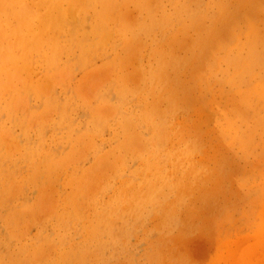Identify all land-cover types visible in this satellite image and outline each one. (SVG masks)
<instances>
[{
	"label": "rangeland",
	"instance_id": "rangeland-1",
	"mask_svg": "<svg viewBox=\"0 0 264 264\" xmlns=\"http://www.w3.org/2000/svg\"><path fill=\"white\" fill-rule=\"evenodd\" d=\"M48 1L0 0V263L264 264V0Z\"/></svg>",
	"mask_w": 264,
	"mask_h": 264
},
{
	"label": "bare ground",
	"instance_id": "bare-ground-1",
	"mask_svg": "<svg viewBox=\"0 0 264 264\" xmlns=\"http://www.w3.org/2000/svg\"><path fill=\"white\" fill-rule=\"evenodd\" d=\"M38 1H39V0H38ZM51 1H54L55 3H58V2H59V0H51ZM70 1H71V0H70ZM93 1L95 2V1H97V0H89L90 4H91V2L93 3ZM100 1H101V0H100ZM114 1H115V0H114ZM47 2L49 3L48 0H47ZM47 2H46V3H47ZM157 2H159V1H157ZM161 2H162V1H161ZM37 3H38V2H37ZM52 3H53V2H51V4H52ZM69 3H70V2H69ZM114 3H115V2H114ZM40 4H41V3H40ZM67 4H68V3H67ZM151 4H153V2H152ZM38 5H39V4H38ZM63 5H64V4H63ZM72 5H73V4H72ZM251 5H252V2H251ZM46 6H47V4H46ZM74 6H75V5H73V6L71 7V10H70V11H69V10L66 11L65 14H66V15H68V14H69V15H73V14H74L73 12H74V9H75ZM105 6H106V5H105ZM114 6H115V5H114ZM138 6H139V5H138ZM47 7H48V6H47ZM47 7H45V9H47ZM50 7H51V6H50ZM50 7H49V8H50ZM57 7H58V5H56L54 8L56 9ZM113 8H114V7H113ZM252 8H253V7H252ZM5 9H6V8H5ZM7 9H9V7H8ZM32 9H33V8H32ZM108 9H110V8L108 7ZM108 9H107L106 11H108ZM246 9H247V8H246ZM41 11H42V10H41ZM47 11H48V9H47ZM38 13H40V12H38ZM45 14H46V13H45ZM103 14H104V13L102 12V15H103ZM158 14H159V13H158ZM1 15H2V14H1ZM15 15H16V14H15ZM225 15H226V14H225ZM225 15L223 14V17H221V19L224 21V23L226 22L227 19H229V20L231 21L232 18H233V20L231 21V23L233 24V23H234L233 21H235V20H234L235 17H234V16L229 17V16H225ZM2 16H3V15H2ZM73 16H74V15H73ZM158 16H159V15H158ZM0 17H1V16H0ZM22 17H23V15H22ZM28 17H30V16H28ZM227 17H229V18H227ZM25 18H26V17H25ZM25 18H24V19H25ZM30 18H31V17H30ZM32 18H33V17H32ZM139 18H140V17H139ZM139 18H137V19H139ZM226 18H227V19H226ZM230 18H231V19H230ZM253 18H254V17H253ZM65 19H66V18H65ZM19 20H20V19H19ZM26 20H27V18H26ZM41 20H42V19H41ZM41 20H40V21H41ZM133 20H134V19H133ZM33 21H34V20H33ZM55 21H56V19L54 20V22H55ZM62 21H63V20H62ZM72 21L75 22V20H72ZM134 21H135V20H134ZM134 21H132V22H134ZM137 21H138V20H137ZM223 21H222L221 23H223ZM24 22H25V21H24ZM29 22H30V19H29L28 22H25V24H26V23H29ZM63 22H65V21H63ZM61 23H62V22H61ZM71 23H72V22H71ZM79 23H80V22H79ZM105 23H106V22H105ZM229 23H230V22H229ZM229 23H228V20H227V24H229ZM0 24H1V23H0ZM19 24H21V23H19ZM22 24H23V23H22ZM25 24H24L23 26H22V25H21V26H22V27H25L26 29H25V28H24V29L27 30V27L25 26ZM95 24H96V23H95ZM30 25H31V23H30ZM30 25H29V26H30ZM63 25H64V24H63ZM68 25H69V24H68ZM82 25H83V24H82ZM221 25H224V24H221ZM229 25H231V24H229ZM27 26H28V25H27ZM29 26H28V27H29ZM58 26H59V25H58ZM62 27H64V26H62ZM74 27H76V25H75ZM101 27H105V31H104V34H105V33H106V28H107V27L104 26V24L101 25V24L98 23L97 25H95L94 30H98V29H99V30L102 31V28H101ZM60 28H61V27L59 26V30H60ZM226 28H227V31H228V29H229L228 26L223 27V29H221V30H222V31H223V30L225 31ZM230 28H231V26H230ZM28 29H29V28H28ZM67 29H68V28H67ZM69 29H70V28H69ZM72 29H73V27H72ZM75 29H76V28H75ZM22 30H23V29H22ZM36 30H37V29H36ZM57 30H58V29H57ZM63 30H64V29H63ZM23 31H24V30H23ZM46 31H47V30H46ZM53 31H54V30H53ZM75 31H76V30H75ZM235 31H236V30H235ZM254 31H255V30H254ZM260 31H261V30H260ZM20 32H22V31L20 30ZM55 32H56V31H55ZM59 32H60V31H59ZM61 32H62V31H61ZM38 33H39V32H38ZM38 33H37V34H38ZM57 33H58V32H57ZM261 33H262V32H261ZM44 34H45V33H44ZM55 34H56V33H55ZM60 34H61V33H60ZM62 34H63V33H62ZM77 34H78V33H77ZM102 34H103V33H102ZM104 34H103V35H104ZM103 35H102V36H103ZM231 35H232V34H231ZM42 36H44V35H42ZM45 36H46V35H45ZM58 36H59V35H58ZM78 36H79V35H78ZM100 36H101V35H100ZM232 36H233V35H232ZM39 37H40V36H39ZM39 37H38V39L40 40L41 38H39ZM48 37H49V36H48ZM76 37H77V36H76ZM76 37H75V38H76ZM227 37H228V36H227ZM229 37H230V35H229ZM45 38H46V37H45ZM73 38H74V37H73ZM78 38H79V37H78ZM84 38H85V37H84ZM99 38H101V37H99ZM46 39H47V38H46ZM46 39L43 40V37H42V41H45ZM108 39H109V38H108ZM47 40H48V39H47ZM73 40H74V39H73ZM75 40H76V39H75ZM75 40H74V41H75ZM23 41H24V39L22 40V42H23ZM74 41H73V42H74ZM222 41H223V40H222ZM251 41H254V40H251ZM257 41H259V40L257 39ZM24 42H25V41H24ZM40 42H41V41H40ZM47 42H48V41H47ZM42 43H44V42H42ZM63 43H64V42H63ZM38 44H39V41H36L35 45H38ZM98 44H99V43H98ZM9 45H10V44H9ZM21 45H22V44H21ZM58 45H59V48H60V44H57V47H58ZM72 45H73V43H72ZM74 45H75V42H74ZM253 45H254V44H253ZM10 46H11V45H10ZM10 46H9V47H10ZM13 46H14V43H13ZM39 46L41 47V46H43V44H42V45L40 44ZM44 46H45V45H44ZM65 46H66V45H64V47H65ZM85 46H88V45H85ZM9 47H8V48H9ZM40 47H39V48H40ZM61 47H62V46H61ZM73 47H75V46H73ZM30 48H31V47H30ZM32 48H33V49H36V47H35L34 45H32ZM39 48H38V50H39ZM53 48H54V47H53ZM59 48H58V49H59ZM253 48H254V47H253ZM9 49H10L9 51H11V47H10ZM5 50H6V49H5ZM12 50H14V49H12ZM182 50H183V49H182ZM182 50H181V51H182ZM59 51H60V50H59ZM74 51H75V50H74ZM255 51H256V50H255ZM255 51H254V53H257V52H258V51H257V52H255ZM34 52H35V51H34ZM51 52H52V51H51ZM51 52H50V54H51ZM64 52H65V51H64ZM5 53H6V52H5ZM28 53H30V52H28ZM43 53H44V55H45V52H43ZM52 53H53V52H52ZM58 53H59V52L56 51L55 54H58ZM60 53H61V52H60ZM254 53L252 54V52H251V54L253 55V56L251 55V57H254ZM208 54H209V53H208ZM44 55H43V54L40 55L41 58H43ZM52 55H54V54H52ZM241 55H242V54H241ZM258 55H259V54H256V57H257ZM57 56H58V55H56L55 57H57ZM3 57H4V56H3ZM235 57H236V56H235ZM256 57H254V58H256ZM5 58H6V57H5ZM5 58H4V61L6 62ZM46 58H47V57H46ZM59 58H60V56H59ZM204 58H205V54H204ZM230 58H231V57H230ZM240 58H241V57H240ZM247 58H248V57H247ZM257 58H258V57H257ZM260 58H261V57H259V59H260ZM6 59H7V58H6ZM43 59H45V57H44ZM53 59H54V58H53ZM2 60H3V59H2ZM55 60H56V59H55ZM57 60H58V57H57ZM57 60H56V61H57ZM200 60H201V59H200ZM207 60H208V59H207ZM255 60H256V59H255ZM4 61H3V62H4ZM47 61H48V60H47ZM198 61H199V59H198ZM204 61H205V60H204ZM229 61H230V63H236L238 60H237V59H236V60H235V59H229ZM249 61H250V60H249ZM202 62H203V61L201 60V64H202ZM187 63H188V62H187ZM199 63H200V61H199ZM246 63H247V62H246ZM258 63H260V62H258ZM214 64H215V63H214ZM238 64L241 65V63H238ZM162 65H163V64H162ZM211 65H212V64H211ZM234 65H235V64H234ZM260 65H261V64H260ZM201 66H202V65H201ZM206 66H207V62H205V67H206ZM235 66H236V65H235ZM250 66H251V65H250ZM161 67L163 68V66H161ZM202 67H204V66H202ZM207 67H209V66H207ZM243 67H244V66H243ZM195 68L198 69V67H195ZM244 68H245V67H244ZM246 68H247V66H246ZM163 69H164V68H163ZM159 71H160V70H159ZM251 71H252V70H251ZM154 72H155V71H154ZM193 72H194V71H193ZM246 72H247V70H246ZM196 73H197V72H196ZM247 73H248V72H247ZM153 74H154V73H153ZM199 74H200V73H199ZM199 74H197L198 77H199ZM250 74H251V73H250ZM154 75H155V74H154ZM194 75H195V72H194ZM194 75H193V77H194ZM201 75H202V74H201ZM171 76H172V75H171ZM250 76H251V75H250ZM155 77H156V75H155ZM195 77H196V76H195ZM158 78H159V77H158ZM236 78H237V77H236ZM239 78H240V77H238V80H239ZM205 79H206V78H204V80H205ZM16 80H17V79H16ZM12 81H13V80H12ZM107 81H108V80H107ZM202 81H203V80H202ZM234 81H235V79H234ZM241 81H242V79H241ZM172 82H173V81H172ZM69 84H70V83H69ZM177 84H178V83L173 84V85H172L173 87H171L170 90L167 91L168 98L172 99V98L176 97L177 94H178L177 92H180V91H184V92H186V91H187V90L185 91V89L188 88L187 86H185L184 84H181V85H179V84L177 85ZM175 85H177V87H175ZM196 85H197V84H196ZM17 86H18V85H17ZM197 87H198V86H197ZM189 88H190V87H189ZM189 88H188V90H189ZM137 91H138V90H137ZM110 93H111V92H110ZM117 93L119 94V91H118ZM111 94H112V93H111ZM188 94H189V93L186 94L187 96L185 95V96H186V99L184 98L185 100H187V98H188V96H189ZM191 94H192V93H191ZM180 95H181V92H180ZM254 95H255V94H254ZM106 96H107V95H106ZM120 96H121V95H120ZM112 97H114V96H112ZM116 98H117V97H116ZM118 99H119V96H118ZM113 100H114V99H113ZM121 100H122V99H121ZM121 100H120V101H121ZM168 100H169V99H168ZM173 100H174V99H173ZM198 100H199V99H198ZM253 100H254V99H253ZM174 101H175V100H174ZM258 101H259V99H258ZM114 102H115V101H114ZM165 103H166V102H165ZM117 104H118V102H117ZM121 104H122V103H121ZM112 109H113V108H112ZM114 110H116V108H114ZM260 110H261V109H260ZM65 111H66V110H65ZM258 111H259V110H258ZM113 112H114V111H113ZM120 112H121V111H120ZM127 112H128V111H127ZM130 112H131V111H130ZM261 112H262V111H261ZM105 114H106V113H105ZM130 114H131V113H130ZM130 114H129V115H130ZM247 114H249V113H247ZM141 115H142V114H141ZM149 115H150V114H149ZM242 115H244V114H242ZM122 116H123V115H122ZM124 116H125V115H124ZM142 116H143V115H142ZM146 116H147V114H146ZM146 116H145V117H146ZM152 116H153V114H152ZM239 116H240V114H239ZM239 116H238L237 118H239ZM119 117H121V116L119 115ZM140 117H141V116H140ZM145 117H144V118H145ZM235 117H236V116H235ZM88 118H90V117L88 116ZM95 118H96V117H95ZM100 118H101V117H100ZM130 118H131V116H130ZM147 118H148V117H147ZM122 119H123V118H122ZM132 119H133V117H132ZM70 120H71V119H70ZM123 121H124V120H123ZM97 122H98V121H97ZM97 122H96V123H97ZM133 122H134V121H133ZM152 122H153V121H152ZM116 123H117V122H116ZM160 124H161V123H160ZM160 124H159V126H160ZM169 124H170V123H169ZM103 125H104V124H103ZM156 125H157V124H156ZM128 126H129V125H128ZM128 126H127V127H128ZM95 127H96V126H95ZM99 127H100V126H99ZM155 127H156V126H155ZM125 128H126V126H125ZM159 128H160V127H159ZM154 129H155V128H154ZM124 130H125V129H124ZM128 130H129V129H128ZM131 130H132V128H131ZM70 131H72L71 128H70ZM68 132H69V130H68ZM244 132H245V130H244ZM66 133H67V132H66ZM135 133H136V132H135ZM193 134H194V133H193ZM243 134H244V133H243ZM158 136H160V135H158ZM158 136H157V139H158ZM197 137H198V136H197ZM186 141H187V140H186ZM193 141H194V140H193ZM162 142H163V141H162ZM188 142H189V141H188ZM91 144H92V143H91ZM188 144H189V143H188ZM88 145H89V143H88ZM179 145H180V144H179ZM195 145H196V144H195ZM186 146H188V145H186ZM198 146H199V145H198ZM178 149H181V148H178ZM178 149L176 148V150H178ZM49 150H50V149H49ZM185 150H187V149H185ZM189 151H190V150H189ZM192 151H193V150H192ZM39 152H40V151H39ZM39 152H38V153H39ZM81 152H82V151H81ZM153 152H154V151H153ZM175 152H177V151H175ZM180 152H184V149H182ZM151 153H152V151H151ZM39 154H40V153H39ZM46 154H48V152H47ZM154 154H155V153H154ZM182 154H184V153H181V155H182ZM34 155H35V154H34ZM166 155H167V154H166ZM46 156H47V155H46ZM55 156H56V155H55ZM151 156H152V155H151ZM34 157H35V156H34ZM39 158H40V157H39ZM150 158H151V157H150ZM37 159H38V158H37ZM54 159H55V158H54ZM35 160H36V159H35ZM153 160H154V159H153ZM183 160H184V159H183ZM183 160H182V161H183ZM190 160H191V159H190ZM190 160H189V161H190ZM34 162H35V161H34ZM34 162H33V163H34ZM148 162H151V161L149 160ZM162 162H163V161H162ZM30 163H31V162H30ZM146 163H147V162H146ZM34 164H36V163H34ZM34 164H33V165H34ZM67 165H68V164H67ZM190 165H191V164H190ZM196 165H197V164H196ZM65 166H66V165H65ZM145 166H146V164H145ZM177 166H178V164H177ZM222 166H223V165H222ZM180 167H181V166H180ZM187 167H188V166H187ZM190 167H191V166H190ZM201 167H202V166H201ZM193 168H195V167H192V169H193ZM147 169H148V168H147ZM192 169H191V170H192ZM204 170H205V169H204ZM155 171H156V170H155ZM176 171H177V170H176ZM165 172H166V171H165ZM178 172H179V171H178ZM182 172H183V171H182ZM189 172H190V171H189ZM189 172H188V174H189ZM158 173H159V172H158ZM205 173H206V171H205ZM205 173H204V174H205ZM225 173H226V172H225ZM18 174H19V173H18ZM160 174H161V173H160ZM193 174H194V172L192 173V177H193ZM198 174H199V173H198ZM209 174H210V173H209ZM155 175H156V174H155ZM162 176H164V175H162ZM201 176H202V175H201ZM157 177H158V176H157ZM164 177H165V176H164ZM166 177H167V175H166ZM177 177H178V179H179V176H177ZM189 177H190V176H189ZM146 178H147V177H146ZM153 178H154V176H153ZM162 178H163V177H162ZM190 178H191V177H190ZM143 179H144V176H143ZM144 180H145V179H144ZM148 180H150V179H148ZM162 180H163V179H162ZM150 181H151V180H150ZM150 181H149V183H150ZM156 181H157V180H156ZM164 181H165V180H163V182H164ZM167 181H168V180H167ZM158 182H159V181H158ZM143 183H144V181H143ZM160 183H161V179H160ZM147 184H148V183H147ZM164 184H165V183H164ZM144 185H145V184H144ZM161 185H162V184H161ZM140 186H141V185H140ZM140 186H139V187H140ZM159 186H160V185H159ZM125 187H126V186H125ZM177 187H178V186H177ZM21 188H22V187H21ZM136 188H137V187H136ZM140 188H141V187H140ZM142 188H143V187H142ZM153 188H154V187H153ZM118 189H119V188H118ZM132 189H133V188H132ZM125 190H126V189H125ZM148 190H149V188L147 189V191H148ZM150 190H151V189H150ZM116 191H117V190H116ZM119 191H120V190H119ZM147 191L145 190V192H147ZM154 191H155V190H154ZM114 192H115V191H114ZM127 192H128V191H127ZM150 193H151V192H150ZM120 194H121V192H120ZM134 194H135V193H134ZM152 194H153V193H152ZM155 194H156V193H155ZM147 195H148V194H147ZM147 195H146V198H147ZM114 196L116 197L117 195H114ZM119 196H120V195H119ZM121 196L123 197V194H122ZM149 196H150V198H151L152 195L149 194ZM55 197H56V196H55ZM122 197H121V198H122ZM10 198H11V197H10ZM130 198H131V197H130ZM136 198H137V195H136ZM128 199H129V197H128ZM132 199L134 200L133 197H132ZM139 199L142 200V198H139ZM70 200H71V199H70ZM133 200H132V201L130 200V201L133 202L132 204H133V206H134V205H136L137 202L135 203L136 199H135V201H133ZM137 200H138V199H137ZM148 200H149V199H148ZM148 200H147V201H148ZM154 200H155V199H154ZM110 201H112V200H110ZM130 201H129V202H130ZM143 201H145V199H144ZM113 202H114V201H113ZM119 203H120V202H119ZM134 203H135V204H134ZM142 203H143V202H142ZM142 203H140V204H142ZM144 203H145V202H144ZM146 203H147V202H146ZM108 204H109V203H108ZM51 206H52V205H51ZM107 206H108V205H107ZM110 206H111V205H110ZM133 206H132V207H133ZM138 206H140V205L138 204ZM108 207H109V206H108ZM111 207H112V206H111ZM115 207H116V206H115ZM120 207H121V206H120ZM136 207H137V205H136ZM141 208H142V207H141ZM75 209H76V208H75ZM75 209H74V210H75ZM106 209H107V208H106ZM114 209H115V208H114ZM117 209H118V208H117ZM130 210H131V209H130ZM98 211H100V210H98ZM112 211H113V210H112ZM115 211H116V210H115ZM103 212H104V211H103ZM73 214H74V213H73ZM113 214H114V213H113ZM2 215H3V214H2ZM97 216H98V215H97ZM97 216H96V217H97ZM42 217H43V216H42ZM83 217H84V216H83ZM101 217H102V216H101ZM101 217H100V218H101ZM77 218H78V217H77ZM92 219H93V218H92ZM40 220H41V219H40ZM99 220H101V219H99ZM28 222H29V221H28ZM33 225H34V224H33ZM99 226H100V225H99ZM235 228H236V227H235ZM261 228H262V227H261ZM263 228H264V225H263ZM104 229H105V228H104ZM111 229H112V228H111ZM25 231H26V230H25ZM258 232H259V231H258ZM111 234H112V233H111ZM21 236H22V235H21ZM17 237H18V236H17ZM256 238H258V237H256ZM259 238H260V237H259ZM254 239H255V238H254ZM250 240H251V239H250ZM250 240H249V241H250ZM257 240H258V239H257ZM225 241H226V240H225ZM247 241H248V240H247ZM245 242H246V241H245ZM242 243H244V242H242ZM221 244H222V243H221ZM263 244H264V243H263ZM54 245H55V244H54ZM248 245H249V244H248ZM222 246H223V245H222ZM220 247H221V246H220ZM223 247H224V246H223ZM241 247H243V246H241ZM246 247H247V246H246ZM234 248H236V247H234ZM244 248H245V247H244ZM247 248H251V247H247ZM254 248H255V247H254ZM244 250H245V249H244ZM248 250H249V249H248ZM245 251H246V250H245ZM45 252H46V251H45ZM96 252H97V251H96ZM243 253H244V251H243ZM245 253H246V252H245ZM252 253H254V252H252ZM228 254H229V253H228ZM241 254H242V253H241ZM241 254H240V256H241ZM249 254H250V253H249ZM249 254H248V255H249ZM254 254H255V253H254ZM254 254H253V255H254ZM257 254H258V253H256L255 255H257ZM236 255H237V254H236ZM255 255H254V256H255ZM261 256H262V255H261ZM226 257H227V256H226ZM226 257H225V258H226ZM247 257H248V256H247ZM263 257H264V256H263ZM263 257H262V258H263ZM219 258H220V257H219ZM230 258H231V257H230ZM262 258H261V259H262ZM228 259H229V258H228ZM245 259H246V258H245ZM253 259H254V258H253ZM243 260H244V258H242V263H243ZM251 260H252V259H251ZM257 260H258V258H257ZM262 260H263V259H262ZM262 260H261V261H262ZM26 262H27V261H26ZM232 262H233V261H232ZM232 262H231V264H232ZM229 263H230V262H229ZM242 263H241V264H242ZM253 263H257V261H255V262H253ZM0 264H5V263H0ZM32 264H33V263H32ZM261 264H262V263H261Z\"/></svg>",
	"mask_w": 264,
	"mask_h": 264
}]
</instances>
